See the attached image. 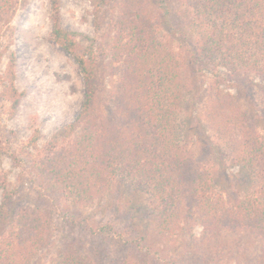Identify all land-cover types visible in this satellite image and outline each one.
Masks as SVG:
<instances>
[{"label": "trees", "instance_id": "16d2710c", "mask_svg": "<svg viewBox=\"0 0 264 264\" xmlns=\"http://www.w3.org/2000/svg\"><path fill=\"white\" fill-rule=\"evenodd\" d=\"M89 1L96 24L105 10L117 11L110 20V32L115 35L110 49L114 62L120 64V79L113 91H107L114 109L106 113L108 104L101 101L100 90L105 88L93 48L84 50L77 42L78 34L61 27V0H51L52 38L78 65L86 92L74 123L52 137L45 159L42 153L34 157L30 174L0 125V159L11 158L22 168L21 181L29 174L40 204L34 209L20 207L15 199L18 192L9 190L0 175V264H44L51 213L58 211L74 232L89 223L77 214L98 199L111 196V209L117 212L124 205L130 207L133 202L127 204L123 192L128 183L149 196L147 225L157 231L168 250L178 248L177 241L183 238V255L197 259L192 264H222L229 258L212 257L216 248L207 241L223 232L249 234L261 241L257 258L236 263L264 264V135L258 132L255 119L218 92L222 83L245 91V84L257 87L253 78L264 82V0ZM11 8V0H0V17ZM10 67V86L3 97L10 101L14 116L22 94L15 87L13 56ZM219 68L227 71L226 78L216 77L220 81L207 98L204 121L227 148L226 159L239 168L241 187L224 191L216 186L215 172L182 144L177 125L188 103L186 97H198L196 84L205 72ZM261 113L264 120V96ZM36 139L30 141L33 147H37ZM210 148L220 145L212 143ZM57 191L66 201L72 199L74 213L53 198ZM129 215L130 225L124 231L111 224L90 229L105 243L115 240L122 250L128 248L123 250L121 264H174L158 249L144 245L146 235L134 230L133 213ZM196 225L202 228L204 242L193 247L188 244ZM101 258L100 251L89 254L75 242L48 264H100Z\"/></svg>", "mask_w": 264, "mask_h": 264}, {"label": "rangeland", "instance_id": "374dc122", "mask_svg": "<svg viewBox=\"0 0 264 264\" xmlns=\"http://www.w3.org/2000/svg\"><path fill=\"white\" fill-rule=\"evenodd\" d=\"M11 7L7 15L0 17V125L2 131L10 136L12 148L25 172L28 173L29 170L30 174L32 171L29 168L34 157L40 153L43 155L52 137L74 123L81 111L86 91L84 77L78 65L52 38L54 21L51 0H11ZM60 14L61 27L78 34L77 42L84 50L93 48L98 73L105 88L103 92L100 90L101 101L106 100L108 109L105 112L110 113L115 105L109 101L107 91H113L120 79V64L114 62L110 49L115 37L110 32V20L117 15V11L105 10L100 15V22L96 24L95 11L89 0H61ZM12 56L15 58V87L22 94L20 106L14 116L10 101L3 97L6 88L10 86ZM226 72L223 68L214 73L205 72L201 78L203 83L196 84L199 90L196 93L200 92L198 97H186L188 103L177 119L182 144L187 146L194 158L201 160L210 171L215 172L219 191L230 190L232 187L241 188L238 186L239 168L232 166L226 159L227 148L221 144V140H217L204 121L207 98L215 90L213 87H216V82L220 81L216 77L225 79ZM252 82L257 87L250 88L249 84H245V91L222 83L218 92H222L232 106L255 119L258 132L264 135V120L261 118L264 82L258 77L253 78ZM35 137L37 147L30 144ZM212 143H218L220 148L211 149ZM42 158L45 159L44 155ZM22 173V168L14 164L11 158L3 156L0 159V175L7 180L9 190L18 192L15 197L18 205L25 209H34L40 206L38 196L30 179H27L29 174L25 175L23 181L20 180ZM123 192L125 202H133L130 207L124 205L117 212L111 209V196L98 199L77 214L78 217L89 220V223L87 226L78 227L74 232L68 230L58 211L51 213L48 216L50 242L43 252V263L48 264L57 259L66 245L76 242L84 246L89 254L95 250L100 251V264H121L124 251L128 248L123 251L115 240L105 243V239L95 235L90 227L111 224L117 231H124L130 225V212L135 220L134 230L145 233L147 242L144 245L150 250L158 249L164 259L173 260L174 264H192L193 260H197L190 258L191 255H183V238L177 241L178 248L175 246L168 250L162 238L156 234L157 231L147 225L151 213L149 196L141 187L128 183ZM62 197L64 196L58 191L53 196L61 206L67 204L70 213H74L76 210L72 199L68 202ZM1 201L0 190V205ZM134 206H138V209L132 212ZM201 233L202 228L196 225L195 237L188 245L195 247L203 243ZM207 245L216 248L210 253L212 257H218L219 254L229 258L223 259L222 264H237L239 260L243 263L255 261L261 241L249 234L223 232L217 238L207 241Z\"/></svg>", "mask_w": 264, "mask_h": 264}]
</instances>
